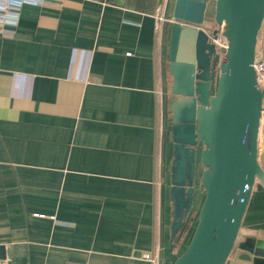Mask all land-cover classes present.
<instances>
[{
  "label": "crops",
  "instance_id": "crops-1",
  "mask_svg": "<svg viewBox=\"0 0 264 264\" xmlns=\"http://www.w3.org/2000/svg\"><path fill=\"white\" fill-rule=\"evenodd\" d=\"M44 1L0 25V264H173L197 213L171 240L175 0ZM225 264H264L259 182Z\"/></svg>",
  "mask_w": 264,
  "mask_h": 264
},
{
  "label": "water",
  "instance_id": "water-1",
  "mask_svg": "<svg viewBox=\"0 0 264 264\" xmlns=\"http://www.w3.org/2000/svg\"><path fill=\"white\" fill-rule=\"evenodd\" d=\"M227 41L218 65L202 29L207 6ZM264 0H175L168 73L173 161L171 240L197 192L204 194L189 244L173 264H225L240 231L253 186L264 187L258 162L263 94L253 63Z\"/></svg>",
  "mask_w": 264,
  "mask_h": 264
},
{
  "label": "built area",
  "instance_id": "built-area-1",
  "mask_svg": "<svg viewBox=\"0 0 264 264\" xmlns=\"http://www.w3.org/2000/svg\"><path fill=\"white\" fill-rule=\"evenodd\" d=\"M28 1L38 5H43L45 3L44 0H0V25L3 28L5 26L14 25L17 18L16 11L20 9V7L25 2ZM168 21L170 22V24H172L173 23L172 17L171 19L167 18V15L163 7H158L157 13L155 15L154 30L156 32L161 31L162 25ZM4 29L2 30V35L4 37H11L12 32ZM221 32H222V28L220 27L219 33L217 35L215 34V37L211 39V42L219 50L225 51L227 47V41L222 36ZM253 67L256 74V81L263 94V101H264V18L257 36ZM217 76L218 74H216L215 72L213 78L214 81L216 80Z\"/></svg>",
  "mask_w": 264,
  "mask_h": 264
},
{
  "label": "rangeland",
  "instance_id": "rangeland-1",
  "mask_svg": "<svg viewBox=\"0 0 264 264\" xmlns=\"http://www.w3.org/2000/svg\"><path fill=\"white\" fill-rule=\"evenodd\" d=\"M208 13H211V15H210V18H212V16H213V13H214V3L212 2L211 3V5H210V7H209V11H208ZM201 195H203V199H204V194H202L201 193ZM203 199H202V201H203ZM196 200V199H195ZM195 202V201H194ZM199 203V202H198ZM201 203L202 202H200L199 204H197V205H194L195 203H193V211L195 210V211H197V213H198V211H199V209H200V205H201ZM197 213H196V215H197ZM192 225V224H191ZM195 225H196V219H194V221H193V225L192 226H190V228H189V230H188V232L186 233V235H185V237H184V239H183V241H182V243H181V248H180V251H178V256L181 254V253H183V251L186 249V247H187V245L189 244V242H190V239H191V237H192V234H193V231H194V228H195Z\"/></svg>",
  "mask_w": 264,
  "mask_h": 264
},
{
  "label": "trees",
  "instance_id": "trees-1",
  "mask_svg": "<svg viewBox=\"0 0 264 264\" xmlns=\"http://www.w3.org/2000/svg\"><path fill=\"white\" fill-rule=\"evenodd\" d=\"M212 17H213V16H212ZM208 24L210 25V27L206 29L207 32H208V34H209L210 36H211L213 33H215V34L217 35V34L219 33L220 27H218V26L215 24L213 18H210ZM203 25H204V24H203ZM215 51H216V54H217V56H218L217 68H216L215 72H216V74H218V65H219V63H220V60H221L222 56L224 55V51H221V50H219V49L216 48V47H215ZM198 213H199V211H198ZM198 213H197V215L195 216L196 223H197V216H198ZM186 217H187V216H186ZM186 217L184 218V221H185ZM190 220H191V219H190ZM184 221H183V222H184ZM195 226H196V225H195ZM176 236H177V235H176Z\"/></svg>",
  "mask_w": 264,
  "mask_h": 264
},
{
  "label": "flooded vegetation",
  "instance_id": "flooded-vegetation-1",
  "mask_svg": "<svg viewBox=\"0 0 264 264\" xmlns=\"http://www.w3.org/2000/svg\"><path fill=\"white\" fill-rule=\"evenodd\" d=\"M192 208V207H191ZM191 210V209H190Z\"/></svg>",
  "mask_w": 264,
  "mask_h": 264
}]
</instances>
